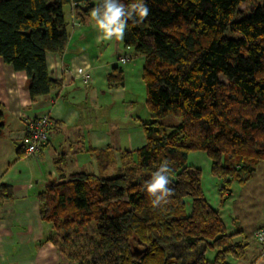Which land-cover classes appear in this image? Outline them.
Instances as JSON below:
<instances>
[{"label": "trees", "instance_id": "16d2710c", "mask_svg": "<svg viewBox=\"0 0 264 264\" xmlns=\"http://www.w3.org/2000/svg\"><path fill=\"white\" fill-rule=\"evenodd\" d=\"M100 2L0 0V62L26 74L33 101L62 85L47 57L67 50L66 9L84 25ZM145 2L148 16L128 21L123 43L144 57L146 144L121 152L114 177L61 176L37 196L40 217L73 264H229L244 258L246 246L208 203L202 170L188 156L207 155L222 203L232 184H247L264 162V0ZM107 80L123 85L124 71L114 68ZM168 118L176 122L167 125ZM4 127L0 104V135ZM165 160L171 192L154 205L144 185ZM0 197L11 198L6 184Z\"/></svg>", "mask_w": 264, "mask_h": 264}, {"label": "crops", "instance_id": "0c3cea01", "mask_svg": "<svg viewBox=\"0 0 264 264\" xmlns=\"http://www.w3.org/2000/svg\"><path fill=\"white\" fill-rule=\"evenodd\" d=\"M67 19V50L47 57L51 78L62 85L48 96L33 101L26 74L0 62V104L5 115L0 135V186L6 184L11 190L9 200L0 197V264H73L53 241L52 226L41 219L37 196L61 176L114 177L121 167V152H135L146 144L141 118L131 111L135 99L125 83L111 87L107 80L113 65L131 49L119 47L123 39H100L95 20L80 25L72 13ZM108 50H112L110 56ZM136 57L144 62V57L133 55ZM79 68L90 71V87L76 76ZM44 115L52 121L49 143L40 153L28 155L24 121ZM188 164L202 170L208 203L220 214L228 234L235 235L234 241L246 246L243 259H229L228 263L264 264V246L254 238L264 226V162L247 184H232L224 203L222 182L212 176L207 155L190 153ZM214 255L209 252L207 257L212 261Z\"/></svg>", "mask_w": 264, "mask_h": 264}, {"label": "clouds", "instance_id": "9594fccd", "mask_svg": "<svg viewBox=\"0 0 264 264\" xmlns=\"http://www.w3.org/2000/svg\"><path fill=\"white\" fill-rule=\"evenodd\" d=\"M148 14L149 8L145 0H129L127 4L124 0H101L99 5L92 10L91 17L95 20L100 39L122 40L128 27V21L136 18L142 20ZM170 171L169 163L165 160L145 182L146 191L155 197L154 205H159L161 200L171 192L168 187Z\"/></svg>", "mask_w": 264, "mask_h": 264}, {"label": "built area", "instance_id": "2783aa9c", "mask_svg": "<svg viewBox=\"0 0 264 264\" xmlns=\"http://www.w3.org/2000/svg\"><path fill=\"white\" fill-rule=\"evenodd\" d=\"M130 60V55H124L118 60V63L123 66ZM76 76L80 78L86 87H90L93 78L89 71L83 68L77 69ZM26 137L27 144L25 151L28 155L40 153L49 143L50 129L52 127L51 118L48 115L40 117L26 118ZM254 238L264 246V226L254 233Z\"/></svg>", "mask_w": 264, "mask_h": 264}, {"label": "rangeland", "instance_id": "374dc122", "mask_svg": "<svg viewBox=\"0 0 264 264\" xmlns=\"http://www.w3.org/2000/svg\"><path fill=\"white\" fill-rule=\"evenodd\" d=\"M241 9L242 10H248V9H250V7H249V5L245 4L242 6ZM66 13H67V18H68L69 14H70L68 9H66ZM113 39H115V38H113ZM119 47L125 48L124 43L123 44L121 43L119 45ZM113 49H115V40H114V44H113ZM111 53H112V50H110V51L108 50L106 52V54L108 56H110ZM128 55H130V60L126 63V65L121 66L117 61L116 64L113 65V67L114 68H119V67L123 68L124 67L123 71L126 68L127 71H125V72H127L126 75L127 74L128 75H127V77L125 75L124 80H125V78H126V80L124 81V83H125V86L127 87L128 94L132 95V97L135 99L134 108L131 109V111L133 110L135 116L141 118V121L147 122L150 120V113H149V110L147 107L146 85L142 79L144 62H143L142 58H139V57H136L135 59H133V52L128 53ZM89 73H90V71H89ZM221 80L223 82H225L224 78H221ZM174 122H176V120H174L172 118L166 119L167 125H171Z\"/></svg>", "mask_w": 264, "mask_h": 264}, {"label": "water", "instance_id": "95a60500", "mask_svg": "<svg viewBox=\"0 0 264 264\" xmlns=\"http://www.w3.org/2000/svg\"><path fill=\"white\" fill-rule=\"evenodd\" d=\"M136 253H137V254H140V252H138L137 250H136Z\"/></svg>", "mask_w": 264, "mask_h": 264}]
</instances>
